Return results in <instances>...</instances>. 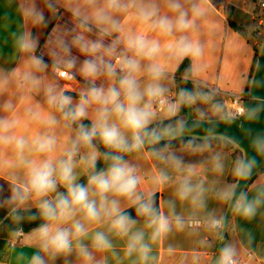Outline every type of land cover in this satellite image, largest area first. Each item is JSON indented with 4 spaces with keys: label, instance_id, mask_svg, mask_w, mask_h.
<instances>
[{
    "label": "clouds",
    "instance_id": "9594fccd",
    "mask_svg": "<svg viewBox=\"0 0 264 264\" xmlns=\"http://www.w3.org/2000/svg\"><path fill=\"white\" fill-rule=\"evenodd\" d=\"M186 2L164 0L169 15L161 13L157 0H63L75 26L57 31L50 40L52 79L44 75L49 64L35 55L36 38L27 31L11 34L15 50L25 54L26 61L23 70L0 73V93L14 84L24 110L19 114L10 100L0 105L7 113L0 115V153L10 151L13 156L0 161V169L9 168L16 177L9 198L15 205L12 212L29 203L37 209L29 217L40 220L31 230L37 251L28 264H54L60 258L69 264L67 258L73 255L79 264H156L153 246L174 231L223 232L225 217L207 210L210 196L229 204L245 220L264 208V184L251 196L237 183L209 186L197 179V165L186 164L173 150L171 142L179 138L182 151L212 152L208 138L184 140L196 125L176 118L183 108L209 103L210 95L182 88L169 100L167 68L161 62L165 53L167 60L176 62H195L203 54L202 45L189 33L205 9L195 3L186 8ZM58 4L45 0L53 15ZM132 9V19L142 26L139 32L119 19ZM22 14L33 25H47L35 3ZM196 70L193 63L186 74ZM77 75L83 85L74 99L59 81H75ZM32 94L42 95V103H30ZM211 107L222 119H236L221 114L219 105ZM261 113L264 100L238 115L255 123ZM161 114L174 122L160 127L156 122ZM33 125L37 131L26 135ZM245 138L252 154L232 161L236 181L250 180L260 164L257 158H264V132L249 131ZM140 155L160 165L147 179L134 162ZM210 163L214 173L224 172L222 153L213 152ZM81 175L86 177L83 183ZM170 185L171 197L158 203L157 193ZM178 203L187 206L186 213L177 211ZM237 255L233 245L225 244L214 264H238ZM200 259L194 256L193 264Z\"/></svg>",
    "mask_w": 264,
    "mask_h": 264
},
{
    "label": "crops",
    "instance_id": "0c3cea01",
    "mask_svg": "<svg viewBox=\"0 0 264 264\" xmlns=\"http://www.w3.org/2000/svg\"><path fill=\"white\" fill-rule=\"evenodd\" d=\"M31 3H35L36 7L44 12L47 17L46 26L33 25L30 21L25 20L22 14L23 9ZM157 3L162 14L171 15L168 13L164 0H157ZM194 3L201 4L205 13L196 21V29L189 35L192 39L200 42L203 54L195 62L191 58H185L182 62H188L189 69L192 68L193 63L197 65V70L194 73L190 72L187 80L220 99L221 114H224V107L228 103L227 97L244 94L255 48L258 47L259 37L264 36L261 30L256 28L258 21L261 20L259 0H187L185 7L190 8ZM131 12H134V9L130 10L129 14H121L119 19L127 28L139 32L142 30V26L132 19ZM64 18L73 20L70 12L63 7V0H59L58 12L55 15L45 7V0H0V73H10L13 69L23 70L26 56L15 50L11 34L27 31L38 41L39 46L35 50V55L42 56L49 64V69L44 75L48 79H52V57L48 54V37L54 33L58 20ZM230 21L242 27L245 35L236 32L230 26ZM251 24L253 25L252 29H249ZM149 35L155 36L154 33H149ZM161 42L165 43L163 39ZM161 62L165 63L167 68L165 83L170 90L168 99L172 100L180 90L176 83L178 75L175 73L182 62L167 60V53L161 57ZM59 83L62 87L67 85L69 89L73 88L71 90L76 93L82 86L78 83L75 88L71 87L63 79ZM9 100L16 106L18 113L22 114L24 106L21 103V93L14 84L0 93V105ZM28 100L33 104L42 103V95L32 94ZM0 115H7V113L0 111ZM162 119L166 118L161 116L157 118V121ZM36 131L37 128L33 125L25 134L32 135ZM173 150L183 158L186 164L197 165V179L204 180L207 185L211 186L213 183L232 184L228 182L227 176L231 164V154L236 150V147L232 150L212 147V152L203 153L182 151V148ZM213 152H220L225 156V169L222 174H216L211 170L210 157ZM11 159L13 156L10 151L0 153V161ZM134 162L140 166L146 179L152 174L154 168L160 166L156 161L147 159L143 155L137 156ZM78 171L80 170L78 169ZM83 177L84 175H81L80 179ZM15 182L16 177L12 174L11 169H0V206L6 215L10 214L15 207L9 200ZM261 184H264V170H259L244 190L251 196ZM173 190L174 186L170 185L157 193L158 203L171 197ZM34 208H36L35 205L29 203L18 210ZM186 210V205L178 203V212L186 213ZM207 210L225 217L223 232L218 235L209 233L204 228L197 231H174L162 242L153 246L156 264H193V257L197 255L201 257L199 264H214L220 248L225 244H231L236 248L239 264H264V208L260 209L253 219L245 220L235 215L229 204L219 202L210 196ZM202 242H206V244ZM169 248L174 250L172 254L168 253ZM35 251L37 249L31 231L12 233L6 246L0 251V264H28V259ZM67 259L69 264H79L75 255ZM54 264H65L64 258L56 260ZM109 264H113V262L110 260ZM124 264H128V262L125 261Z\"/></svg>",
    "mask_w": 264,
    "mask_h": 264
},
{
    "label": "trees",
    "instance_id": "16d2710c",
    "mask_svg": "<svg viewBox=\"0 0 264 264\" xmlns=\"http://www.w3.org/2000/svg\"><path fill=\"white\" fill-rule=\"evenodd\" d=\"M230 26L236 32H238L242 35H245L244 29L242 27L235 25L231 21H230ZM258 51L259 50L257 48H255V55L253 58V62H252L251 68H250V73H249L248 80L246 82V86H245V90H244V95L247 98H250L249 86H250V81H251V77L253 74V70L255 67ZM186 70H189V64H188V62L185 61V62H182V64L179 66V68L177 69V71L175 73L176 75H178V78L176 80L178 87H180V89L183 88V89H187L189 91L199 89L203 93L209 94L211 99H210L209 103H197L196 105H194L193 106L194 110L192 111L191 114H189V112L187 111L188 107L183 108L180 111L179 116L176 118H183L185 121L188 119H199L201 121H212V120L222 119L221 115H218L211 107V105H219L220 109H222L221 100L218 99L215 95L210 94L209 92L203 90L199 86L194 85L190 81H188L187 77L190 76V72L186 74ZM200 113H204L203 119L199 118ZM176 118H174V119H176ZM172 122H174V120L170 121L168 119H162L160 121H157L156 123L160 127H164L165 125L172 123ZM84 123L88 124L89 122L86 120V121H84ZM154 126H156V125H154ZM191 137L197 138V142H199L203 138H208L211 141L213 148H220L223 150H232V149H234V147H236V150L231 154V164H232L233 160L244 155V151L241 148L237 147L231 140H229L223 136L213 135V136L198 137V136H192V135H185L183 137V139L187 140ZM171 143H172L173 149L182 148L181 139H179V138L173 139ZM231 164H230L227 180L230 183H237V181L231 175ZM102 166H103L102 163L98 164V167H102ZM261 170H264V169H261ZM254 176L255 175H253L252 178L248 181V184L252 181ZM85 181H86L85 176L80 179V182H82V183ZM36 212H37V209L34 208V209H29V210H18L15 214L13 212H11L10 214L6 215V212L0 206V251L2 250V248L4 246H6L7 238L10 236V234H12V233H27V232L31 231L32 229H34L35 227H37V225L40 223V220L29 218L30 216L35 215ZM128 213H129V215H132L133 217H135L134 211L132 209H128ZM16 215H18L21 218L19 220L16 219L15 218Z\"/></svg>",
    "mask_w": 264,
    "mask_h": 264
},
{
    "label": "water",
    "instance_id": "95a60500",
    "mask_svg": "<svg viewBox=\"0 0 264 264\" xmlns=\"http://www.w3.org/2000/svg\"><path fill=\"white\" fill-rule=\"evenodd\" d=\"M264 84V42H262L259 49L255 67L250 81L249 86V96L244 103L245 109L257 104L260 100H264V87L260 85ZM66 94H70L77 98L78 93L73 91H68ZM187 124H195L196 127L186 135L205 137L219 135L231 140L235 145L251 155V150L249 148V142L245 138L246 132H251L255 135L257 132H264V113H261L258 122L252 123L245 121L243 116L239 119L234 120H212V121H201L199 119H188L185 121ZM260 160L259 167L256 169L255 175L259 170L264 169V158H257ZM248 181H237V184L243 185L244 189L248 184ZM239 190V189H238ZM231 209V206H230Z\"/></svg>",
    "mask_w": 264,
    "mask_h": 264
},
{
    "label": "built area",
    "instance_id": "2783aa9c",
    "mask_svg": "<svg viewBox=\"0 0 264 264\" xmlns=\"http://www.w3.org/2000/svg\"><path fill=\"white\" fill-rule=\"evenodd\" d=\"M259 17H261L257 23V30L264 31V0H259ZM70 84V86H75L78 84L76 81H67ZM72 89V88H70ZM249 99L247 98L244 94H238V95H230L227 97V104L224 107V114H229V115H236V119H239L241 116L238 115L242 109H245L244 103L245 101ZM239 264V263H238Z\"/></svg>",
    "mask_w": 264,
    "mask_h": 264
},
{
    "label": "rangeland",
    "instance_id": "374dc122",
    "mask_svg": "<svg viewBox=\"0 0 264 264\" xmlns=\"http://www.w3.org/2000/svg\"><path fill=\"white\" fill-rule=\"evenodd\" d=\"M75 26V21H73V20H71V19H60V20H58V22L56 23V26H55V28H54V33H52V35H50L49 37H48V45H47V47H48V54H50V40H51V38H52V36L57 32V31H59V30H63V29H71V28H73ZM252 24L250 25V27H249V29H252ZM261 33H262V35H264V31H261ZM262 42H264V36H260L259 37V41H258V47H257V49L259 50L260 49V47H261V44H262ZM259 52V51H258ZM81 59H83V57H81ZM51 65H52V62H51ZM76 81L80 84V85H83V82H80V81H82V79L79 77V75H77L76 76ZM77 85V84H76ZM75 85V86H76ZM75 86H72V87H74L75 88ZM69 89V88H68ZM73 89V88H72ZM69 91H73V90H71V89H69ZM175 98L173 97V99L172 100H174ZM194 106V105H193ZM193 106L192 107H188V109H187V111L189 112V114H191L192 113V111L194 110L193 109ZM161 116H163L162 114L161 115H159L158 116V118H160ZM10 236H11V234H10ZM10 236L7 238V240L10 238Z\"/></svg>",
    "mask_w": 264,
    "mask_h": 264
}]
</instances>
